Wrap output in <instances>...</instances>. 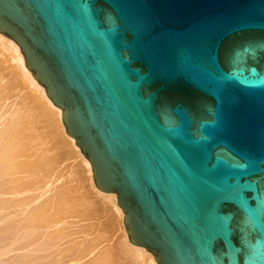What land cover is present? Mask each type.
I'll list each match as a JSON object with an SVG mask.
<instances>
[{
  "label": "water",
  "instance_id": "95a60500",
  "mask_svg": "<svg viewBox=\"0 0 264 264\" xmlns=\"http://www.w3.org/2000/svg\"><path fill=\"white\" fill-rule=\"evenodd\" d=\"M157 264H264V0H0Z\"/></svg>",
  "mask_w": 264,
  "mask_h": 264
},
{
  "label": "bare ground",
  "instance_id": "6f19581e",
  "mask_svg": "<svg viewBox=\"0 0 264 264\" xmlns=\"http://www.w3.org/2000/svg\"><path fill=\"white\" fill-rule=\"evenodd\" d=\"M9 75H20L23 88L14 89ZM40 123L57 133L53 149L68 144L92 176L90 162L67 135L62 110L26 67L19 45L0 33V264H112L114 239L106 243L83 235L90 203L79 200L82 193L64 177L67 166L57 161ZM96 195L110 199L124 220L115 194L97 188ZM126 246L134 257L157 264L145 248Z\"/></svg>",
  "mask_w": 264,
  "mask_h": 264
},
{
  "label": "rangeland",
  "instance_id": "374dc122",
  "mask_svg": "<svg viewBox=\"0 0 264 264\" xmlns=\"http://www.w3.org/2000/svg\"><path fill=\"white\" fill-rule=\"evenodd\" d=\"M9 78L11 80V86L14 89L19 91L23 88L24 83L20 75L16 78L9 75ZM39 127L44 140L49 143V148L56 154L57 161L67 166V169L63 172L64 177H67L74 190L82 193L81 196L83 198H79V200L81 199L85 203H90L88 210L90 213V221H85L84 225L86 227L83 235L88 239H95L96 241H104L106 243L114 239L112 243L115 242V248L117 247V249H113L112 264H149L146 258H136L129 252L126 243L130 241L124 222L114 213L110 199L97 197V186L95 185L93 174L90 176L87 173L82 158L72 153L73 149L68 144H64L60 150H54L52 146L56 140L55 136H58L57 133L53 132L49 127H44V123H40ZM82 157L87 159L84 155ZM77 220L67 219L66 221L76 222Z\"/></svg>",
  "mask_w": 264,
  "mask_h": 264
}]
</instances>
